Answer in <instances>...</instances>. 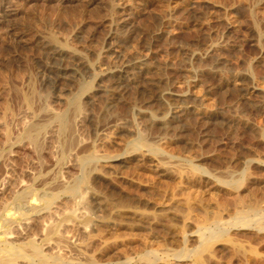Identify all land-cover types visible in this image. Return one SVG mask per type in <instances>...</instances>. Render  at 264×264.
I'll list each match as a JSON object with an SVG mask.
<instances>
[{"label":"rangeland","instance_id":"obj_1","mask_svg":"<svg viewBox=\"0 0 264 264\" xmlns=\"http://www.w3.org/2000/svg\"><path fill=\"white\" fill-rule=\"evenodd\" d=\"M7 1L0 219L22 188L37 197L44 179L70 186L80 158H107L75 197L52 186L51 215L5 227L8 240H45V254L73 264H143L151 250L196 247L182 235L218 216L225 236L197 264H264V229L254 223H264V0ZM118 67L131 81L117 80ZM50 113L67 114L63 132ZM156 160L199 171L181 166L179 179ZM243 173L242 203L233 204L216 179ZM242 207L254 210L246 226L235 224Z\"/></svg>","mask_w":264,"mask_h":264},{"label":"bare ground","instance_id":"obj_2","mask_svg":"<svg viewBox=\"0 0 264 264\" xmlns=\"http://www.w3.org/2000/svg\"><path fill=\"white\" fill-rule=\"evenodd\" d=\"M7 2H8L7 0H0V9ZM126 5H128V4H126ZM0 17H2V15ZM51 42H53V41H51ZM61 52H62V49L58 48V50H54L52 53H53V56H59V55L61 56V54H62ZM55 58H57V57H55ZM57 60H59V59L57 58ZM119 67H118V69H119ZM126 70H127V68H126ZM111 71L109 69H106L103 72L109 73ZM116 74L118 77V79H117L118 81L121 79L125 80V79H127V76H128L125 72L120 71V69L118 72H116ZM130 79H127V80H130ZM87 88H89V87H82L81 91L84 92ZM196 88L197 87L194 83H190L188 90L194 91V90H196ZM252 90L255 91L254 88H252V87L246 89V91L248 93H249V91L252 92ZM160 95L161 96H168V97L169 96L178 97V98L180 97V95L172 94L171 92H161ZM79 100H80V98L76 96L74 98H71V100L69 102L70 106H73L75 111L79 110V107H80V105H79L80 101ZM73 108H72V110H74ZM49 115L51 116L50 117L51 120L55 121L58 124L59 131L63 132V130L65 129V127L68 123L67 120L69 117L67 116V114L66 113H62V114L50 113ZM29 127L30 126H28V128ZM28 131L25 134H26L27 138H30L31 134ZM104 138H105V133H103V134L101 133L98 140L100 139L99 141H101V140L103 141ZM143 145H144V143L141 140H137V142L134 144L135 147L143 146ZM149 150L154 155L159 154L158 150L156 148L150 147ZM104 158H106V157L100 156L99 154H96L95 152L91 153V154L89 153L88 156L80 158L78 160V165L81 169L82 175L77 180H75V182H73V184H71L70 186H67V184H66V186H64V184H62L59 180L53 178V179H44L41 181V189L37 192V195H36L37 197H35L32 194V191L30 188H22L20 190V192L15 197V201H14L15 202V208L14 207H13L14 209L12 208L13 212L4 214L0 219V222H1V228L0 229H2V230H0V264H17V263H21V264H73L71 262H63L62 261L63 259H60L57 256V254L54 256H49V255L45 254L43 252V249H45L43 247L45 240H41V241L37 242L33 239H29L24 244L17 243V242L13 243L12 241L10 242L9 240L11 238H7V236L9 237V234L7 235V232L5 231L4 228L7 226L11 227L12 224H17L20 227L25 226V224H27L29 222L28 221L29 219L33 220L34 218L40 217L43 214L51 215L50 209H51V205H52V198H54L53 195H51V193H49V191H51V189H52L51 187L54 185H57L63 189L62 192L64 194H66L67 197H70V198L75 197L78 194L79 186L81 184H85L86 176L88 174L90 175V173H95V171L97 172L96 166ZM155 162H156L155 166H156L157 170L162 169L166 173H170V174L174 173L175 175H177L179 177V179L182 178V175L179 172V167L186 165L187 167L193 168V165L187 164L186 161H184V162L179 161V163H177V164L170 163V162H162L159 160H156ZM193 169L197 170L196 168H193ZM197 171H199V170H197ZM242 176L244 177L245 174L244 173L238 174L237 176H235L234 174H231V175L227 176L226 179H216V182L219 185V187L225 192V194L229 197V201L232 202L233 204L239 205L240 203H242V200H241L242 198L240 199L241 196H239V191L241 190V186H242L240 184V181H242V179H241ZM55 198H57V195H55ZM253 212H254V210L252 208H249V207H242V208L238 209L236 212L235 224L239 225V226H246L247 224L250 223L249 219H250L251 213H253ZM72 218H74V216ZM81 218H83V217H81ZM254 223L256 224V226L262 227L264 229V223H262L261 221L257 220V221H254ZM227 225L228 224L223 223L222 220L218 216H214L212 219L206 220L201 226H198L196 228V232H194L190 235H187V234L182 235V240L184 243H186L187 239L192 238V239H194V241L197 244L196 247L191 248V249H187L184 247L183 249H180L179 253L170 252V251L151 250L148 252L149 254L144 255L142 257L143 264H153V263L154 264H197L199 262L200 258L208 250L206 248L209 245L214 244L218 241H221V239L224 238L225 227ZM51 228H53V227H51ZM47 232L49 233V230ZM50 233H52V231ZM46 237H48V236H46ZM61 239H62L61 237L57 236V238L54 240L55 244L59 245L61 242H63ZM64 241H65V243H67L65 239H64ZM48 245H50V244H48ZM45 247H47V246H45ZM104 251H105V249H104ZM105 252H107V251H105ZM85 259H87V261H88V258H85ZM125 259L127 260L125 262V264H132L130 262V260H128L127 257ZM171 259L174 261V263L170 262ZM91 262H92V260H91ZM91 262H90V264H91ZM92 263L96 264L95 262H92Z\"/></svg>","mask_w":264,"mask_h":264}]
</instances>
